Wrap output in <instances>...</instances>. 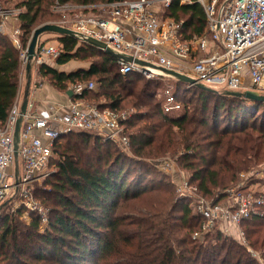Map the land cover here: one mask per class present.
Wrapping results in <instances>:
<instances>
[{
    "label": "trees",
    "instance_id": "1",
    "mask_svg": "<svg viewBox=\"0 0 264 264\" xmlns=\"http://www.w3.org/2000/svg\"><path fill=\"white\" fill-rule=\"evenodd\" d=\"M117 1L125 0L15 3L21 48L14 46L8 33L0 32V127L15 105L21 50L27 48L36 26L54 17L53 8L58 6L74 4L87 11ZM163 9L164 18L183 23L184 40L207 35L204 12L195 1L181 4L173 0ZM48 34L55 37L61 52L52 62L38 65L40 76L62 93L76 84L96 83V89H86L72 99H96L99 106L116 112L125 107L134 109L124 122L134 155L175 156L204 196H210L213 189H225L238 173L264 162V101L226 95L219 89L181 88L184 82L178 81L173 95L181 108L175 115L165 113L161 81L147 80L140 86L138 74L120 73L115 56L76 36L43 35ZM72 60L88 61L90 66L60 71L59 67ZM73 138L92 140L95 156L82 162L74 156L76 149L69 154L67 144ZM124 155L96 133L62 135L53 147L51 178L44 182L47 189L43 191L52 196L55 206L50 220L42 226L37 213L12 202L3 203L0 264H257L234 232H225L218 224L201 238L192 239V234L201 230L203 217L193 211L186 198L161 189L164 180L151 176L155 171L151 165L139 163L137 171L124 161ZM146 192H154L148 196L149 211L138 221L127 223L128 218L119 210L130 200L146 197ZM216 198L218 203L226 195L219 192ZM260 212L244 220L242 229L249 245L264 254V204Z\"/></svg>",
    "mask_w": 264,
    "mask_h": 264
},
{
    "label": "built area",
    "instance_id": "2",
    "mask_svg": "<svg viewBox=\"0 0 264 264\" xmlns=\"http://www.w3.org/2000/svg\"><path fill=\"white\" fill-rule=\"evenodd\" d=\"M172 1L161 0V3L169 7ZM191 1L198 3L204 12L207 35L189 40L183 39L182 22H161L156 18L149 10L153 0L101 4L108 8L106 16H90L82 10L70 26L65 21L59 25L71 29L81 40H98L115 53L127 57L116 58L121 74L138 73L147 79L171 77L160 70L161 67L191 77L195 82L188 84L189 87L203 84L225 91L249 89L263 93L264 0H179L181 4ZM4 13L0 11L2 33L3 19L6 18ZM19 33L15 30L11 35L17 48H21ZM60 52L58 45L42 44L33 60L41 65L46 58H55ZM21 56H26V49L21 50ZM137 59L151 66L140 65L135 61ZM177 67L188 71L181 72ZM93 88L94 84L89 82L76 84L70 90L77 96ZM28 107L31 108V105L28 104ZM162 107L169 114L181 108L170 87L163 91ZM27 109L22 115L17 155L14 149V131L20 117L17 105L12 107L5 124L0 127V204L13 186L8 176H12L14 181L20 177L23 183H31L52 173L53 147L64 134L92 132L117 147L129 148V137L123 128V122L128 118L109 107L88 104L76 98L67 105L51 104L42 115L32 114ZM15 163L20 164L21 172L17 169L15 174L8 175L7 170ZM24 196L31 203L27 210L39 213L33 206L32 196ZM263 204L264 196L249 194L233 195L224 205L198 202L195 210L203 221L201 230L195 231L192 239L201 238L219 224L225 232L235 229L236 237L245 244L241 224L246 219L261 215Z\"/></svg>",
    "mask_w": 264,
    "mask_h": 264
},
{
    "label": "rangeland",
    "instance_id": "3",
    "mask_svg": "<svg viewBox=\"0 0 264 264\" xmlns=\"http://www.w3.org/2000/svg\"><path fill=\"white\" fill-rule=\"evenodd\" d=\"M18 0H1V7L3 8L2 11L6 12L3 14L4 17L10 18V17H15L16 19V8L14 7L15 3ZM94 10H93V9ZM83 9V8H82ZM81 7L79 8L77 5L74 4H66L63 7H56L53 8V12L55 13L54 17H50L46 19L44 23L38 24L36 27H39L44 24H61V22L65 21L67 24L70 26L72 21L75 19L76 15H79V13L82 11ZM87 11H85V14H88L90 16H106L107 15V7H103L100 4L96 5L95 7H89L86 8ZM92 9V10H91ZM150 11L160 20L161 22H168L171 21V19L164 18V9L163 5L161 3V0H153L152 6L149 8ZM83 12V11H82ZM5 20L3 19V22ZM13 25V24H12ZM12 31L18 30L19 28L17 27V22H15L14 27ZM20 32V31H19ZM12 35V33L10 34ZM54 37V36H51ZM12 38V37H11ZM47 38L41 36L38 39L37 45L40 43V45L44 44L42 43L43 41H46ZM20 42V41H19ZM37 50V48H36ZM21 68H20V75L22 78L21 85L23 83L24 79L26 78V73H25V67L27 64L26 56H21ZM78 63H89L88 61H81V60H76ZM31 68H30V80L33 77L34 78V72L37 70V66L32 59L31 62ZM67 67V66H66ZM178 70H183V71H188V69H180L177 67ZM182 72V71H181ZM138 74V73H136ZM140 78V82H138V85H142L147 80H158L161 81L163 84V89L165 90L166 88H171L172 91L177 88L178 85V79L175 77H162L161 79L159 78H154V79H147L143 75L138 74ZM93 81V80H92ZM37 84L39 85L40 82L39 80L36 81ZM46 82L49 83V81L46 79ZM94 82V81H93ZM140 85V86H141ZM181 88H186V89H191L192 87L188 86V83H183L180 85ZM23 87V86H22ZM94 88L96 89V83L94 84ZM219 90H221L219 88ZM161 91V90H158ZM264 93V92H263ZM162 97H163V91L161 92ZM98 100L96 99H90L88 100V104H97ZM101 102V101H100ZM192 104L190 103V107ZM134 109L130 107H125L124 109H121L118 112L119 115L126 116L127 118L131 117L132 114L134 113ZM176 113H172V115H175ZM124 123V122H123ZM124 128V133H125V126ZM126 134V133H125ZM127 135V134H126ZM93 141L90 140L88 142H81L80 140H71L67 144V150L69 154H74V149H76L77 157L79 156L80 160L82 162L87 161L89 158L94 157L96 152L94 151L95 149L93 148ZM115 145V144H114ZM116 146V145H115ZM117 147V146H116ZM64 149V147H63ZM119 152H122L124 155V158L126 163L132 164L134 167L137 168V171L141 168V165H138L139 163L144 164L147 163L153 167L155 171H153L154 174L151 176L154 177L157 180H164V183L162 185L163 190H168L176 194L178 198H186L187 203L189 204L190 207H193V211L195 213H198L195 210V205L198 202H203L204 204H217L215 201L218 200L217 195L219 192H223L226 195L225 199H221L220 202H218V205H224L226 202H229L231 197L233 195H253V196H259L262 195L264 196V162L262 160L258 161L256 164H253L247 171L240 172L236 175L235 179L227 185L225 189H213V193L210 196H204L199 192V189L196 185V182H191L189 180L190 173L181 169L180 166L178 165V161L175 156H172L171 154H166L165 156H152V157H142V156H136L134 155L132 149H123L120 147H117ZM264 150V149H263ZM264 155V151L262 152ZM54 168H51L53 170ZM12 174V173H10ZM51 176V175H50ZM50 176H47L43 179L36 180L31 183H23L21 181V178H16L15 181H13V186L9 191V194L4 198L3 202L0 204V206L5 203V202H12L13 206H24L25 210H27L29 207H31V203L27 201L26 197L24 195H31L32 198L34 199V205L36 207V211H39L37 213L41 218V225H45L46 223L49 222L50 220V215H51V210L55 207L52 196H49V194L45 193L43 190H46L47 187L44 186V182L49 181L51 178ZM154 192H146L144 195L146 197L144 198H138L136 200H130L126 203L123 204L121 209L119 210L120 214H123L125 217L128 218L127 223H132V221H138V219H141V217L146 214L151 206V198L148 196H152L151 194ZM215 200H214V199ZM44 220H43V219ZM143 219V218H142ZM41 226V227H42ZM219 226V224H218ZM224 227V226H222ZM242 227V224H241ZM232 228V227H231ZM129 231L131 232L133 230V227H128ZM212 230V229H211ZM233 230V229H231ZM234 234L237 235V232L235 229L233 230ZM246 243H242V247L247 251L249 257L254 259L257 264H264V258H263V253H260L256 249L252 248L247 239ZM241 241V240H240ZM255 254V255H253Z\"/></svg>",
    "mask_w": 264,
    "mask_h": 264
},
{
    "label": "crops",
    "instance_id": "4",
    "mask_svg": "<svg viewBox=\"0 0 264 264\" xmlns=\"http://www.w3.org/2000/svg\"><path fill=\"white\" fill-rule=\"evenodd\" d=\"M16 16V15H15ZM15 17L5 18L3 22V32L8 33L9 35L11 33H14L15 31H12L14 27L15 22L17 19H14ZM13 24V25H12ZM11 36V35H10ZM46 41H43L42 43L46 45H56L57 46V40H55V37H51V35H44ZM55 58H46L44 62H52ZM36 64V63H35ZM38 67V65L36 64ZM67 66V67H66ZM90 66V63H78L76 60H72L68 62L67 64L59 67L60 71L63 72H71L75 71L77 69H88ZM26 73V72H25ZM34 78L32 77L31 80L24 79L23 83L21 75L19 77L20 79V86H19V92L15 101V105H17L20 109L23 101L25 99L28 100V104L31 105V108L28 107L27 111L36 114V115H42L47 109L48 106L51 104H63L67 105L70 101L74 100L72 97H69L66 93H62L58 91L54 86H52L50 83L46 82V78L40 76L38 69L34 72ZM40 82L38 85L36 81ZM23 86V87H22ZM70 90V89H69ZM86 102V101H85ZM17 164V165H16ZM17 169L19 173L21 172V167L19 163H15L12 167H10L7 172L8 175L10 173L15 174V171L17 172ZM13 177L8 176V181H12Z\"/></svg>",
    "mask_w": 264,
    "mask_h": 264
},
{
    "label": "water",
    "instance_id": "5",
    "mask_svg": "<svg viewBox=\"0 0 264 264\" xmlns=\"http://www.w3.org/2000/svg\"><path fill=\"white\" fill-rule=\"evenodd\" d=\"M44 33H55L58 35H69V36H75L74 32L66 27H63L61 25L58 24H44L41 25L37 28H35L33 30V33L31 35L29 44L26 48V60H27V64L25 67L26 70V76L28 78V80H30V68H31V60L34 59L35 54H36V48H37V43H38V39L41 35H43ZM87 43L107 52L110 55L115 56L116 58H127L125 56H122L120 54L115 53L111 48H109L105 43L100 42L98 40L92 39V38H87L85 40ZM138 64L140 65H145V66H151V64L142 61V60H135ZM154 66V65H153ZM160 70H162L165 74L171 76V77H175L176 79H178V81L184 82V83H188V84H192L195 81L182 73H179L177 71L171 70V69H164L159 67ZM196 87L205 89V90H209V91H214L216 92V89H212L210 87H207L203 84H196ZM66 94L69 97H73L74 93L71 90H68L66 92ZM226 95H232L235 97H244L245 99H249L252 101H264V93H260L254 90H244V91H226L225 92ZM27 105H28V100L25 99L20 107V117L17 119L16 121V126H15V131H14V149H15V155H17V147H18V142H19V131H20V126H21V121H22V115H24L26 113V109H27Z\"/></svg>",
    "mask_w": 264,
    "mask_h": 264
}]
</instances>
